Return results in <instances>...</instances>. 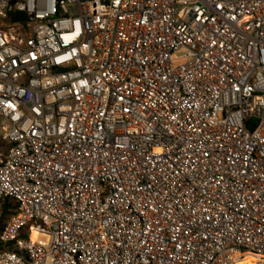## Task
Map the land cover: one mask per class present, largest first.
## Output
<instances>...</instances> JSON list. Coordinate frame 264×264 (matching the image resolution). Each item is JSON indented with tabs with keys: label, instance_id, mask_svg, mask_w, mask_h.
I'll return each mask as SVG.
<instances>
[{
	"label": "built area",
	"instance_id": "obj_1",
	"mask_svg": "<svg viewBox=\"0 0 264 264\" xmlns=\"http://www.w3.org/2000/svg\"><path fill=\"white\" fill-rule=\"evenodd\" d=\"M0 116V264H264V0H0Z\"/></svg>",
	"mask_w": 264,
	"mask_h": 264
},
{
	"label": "trees",
	"instance_id": "obj_2",
	"mask_svg": "<svg viewBox=\"0 0 264 264\" xmlns=\"http://www.w3.org/2000/svg\"><path fill=\"white\" fill-rule=\"evenodd\" d=\"M13 23H16V22H20V23H23L24 25H27L28 23V16L27 14L25 13H16V14H13L11 15V18ZM0 120L3 121V119L1 118L0 116ZM5 142V141H4ZM2 146V140H0V148ZM5 151H4V154L5 155H2L0 156V158L2 159H5L10 150L12 149V145L10 143H8L7 141L5 142ZM19 213V210H18V206L17 204L11 200V199H5L2 204H1V208H0V234L2 233L7 221L17 215ZM4 250H15V248L12 246V245H9V246H4L1 242H0V251H4Z\"/></svg>",
	"mask_w": 264,
	"mask_h": 264
},
{
	"label": "rangeland",
	"instance_id": "obj_3",
	"mask_svg": "<svg viewBox=\"0 0 264 264\" xmlns=\"http://www.w3.org/2000/svg\"><path fill=\"white\" fill-rule=\"evenodd\" d=\"M4 128H5V124L3 123V121L0 120V140H2V146L0 148V156L5 155L4 151L6 150L5 149V142L6 141L4 140V135H5Z\"/></svg>",
	"mask_w": 264,
	"mask_h": 264
},
{
	"label": "bare ground",
	"instance_id": "obj_4",
	"mask_svg": "<svg viewBox=\"0 0 264 264\" xmlns=\"http://www.w3.org/2000/svg\"><path fill=\"white\" fill-rule=\"evenodd\" d=\"M34 236H36V234H34Z\"/></svg>",
	"mask_w": 264,
	"mask_h": 264
}]
</instances>
